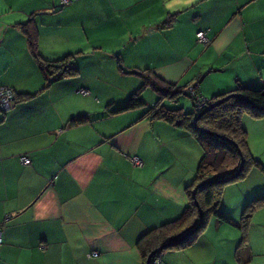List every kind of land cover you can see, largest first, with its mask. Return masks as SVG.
<instances>
[{
    "label": "crops",
    "instance_id": "obj_1",
    "mask_svg": "<svg viewBox=\"0 0 264 264\" xmlns=\"http://www.w3.org/2000/svg\"><path fill=\"white\" fill-rule=\"evenodd\" d=\"M29 17L39 55L68 56L75 73L47 81L20 27ZM134 68L207 98L264 87V0H0V86L19 95L0 113V264H142L137 237L188 203L201 148L185 126L146 113L152 87L122 108L141 82ZM184 93L168 105L182 108ZM77 114L87 119L67 122ZM240 123L253 148L264 114ZM224 184L219 207L238 221L262 193L246 175ZM232 221L209 214L154 264H264V203L245 228Z\"/></svg>",
    "mask_w": 264,
    "mask_h": 264
},
{
    "label": "trees",
    "instance_id": "obj_2",
    "mask_svg": "<svg viewBox=\"0 0 264 264\" xmlns=\"http://www.w3.org/2000/svg\"><path fill=\"white\" fill-rule=\"evenodd\" d=\"M169 20L170 18L167 19V22ZM33 22L34 20L29 17L20 23V27L27 36L29 48L35 56L38 66L46 76L52 75L47 77V81L75 73L76 68L71 65L68 56L47 59L39 55L37 33ZM57 69L58 73H54ZM126 71L139 74L141 82L128 94L122 108L139 106L143 102L140 97L141 91L147 86L152 87L157 93V99L147 107L146 113L151 117H162L185 126L192 132L201 148L193 182L186 186L188 203L181 213L175 218L162 221L145 230L136 239L142 264L146 263L147 255L155 246L170 242L151 254L149 264H154L162 249L181 247L189 243L202 229L209 214H213L219 221H232L219 207L221 189L225 182L243 175L248 164H261L248 150L246 131L240 123V117L242 113L252 116L264 114V87L238 84L232 90L207 98V105L197 109L194 104V96L186 89L190 84L174 89V85L164 81L148 68H134ZM191 86L195 88V84H191ZM180 92H185L190 97L192 111H183L180 106L163 103L162 100L165 97L175 101L177 93ZM18 97V93L15 92L12 103ZM5 110H1L0 113ZM199 111L201 113L193 119ZM86 119L85 114H77L70 117L67 122L74 124ZM261 203H264V194L250 198L244 204L238 221L232 222L240 228H245L255 206Z\"/></svg>",
    "mask_w": 264,
    "mask_h": 264
},
{
    "label": "rangeland",
    "instance_id": "obj_3",
    "mask_svg": "<svg viewBox=\"0 0 264 264\" xmlns=\"http://www.w3.org/2000/svg\"><path fill=\"white\" fill-rule=\"evenodd\" d=\"M147 90L148 92L152 93L154 96L156 95L150 89H147ZM180 98H181L182 105H183L182 110L187 111V112L192 111V104H191L190 97L184 93V94H181ZM170 102H172L173 104L177 103V101H174V100L172 101L169 97H165V101L163 103L168 105ZM251 140H252L251 143L253 144V148L251 146L249 147L247 144L250 154L253 155L256 159H258L261 164L260 165L248 164L245 169V173L235 179L242 178V176L246 175L247 184L251 186L250 182L252 181L251 188H257V189L260 188L259 191L262 194H264V129L259 135H256L254 139L251 138Z\"/></svg>",
    "mask_w": 264,
    "mask_h": 264
},
{
    "label": "built area",
    "instance_id": "obj_4",
    "mask_svg": "<svg viewBox=\"0 0 264 264\" xmlns=\"http://www.w3.org/2000/svg\"><path fill=\"white\" fill-rule=\"evenodd\" d=\"M60 1L61 3H66L70 0H60ZM195 37L197 41H199L200 43L204 45L209 43V38L206 35L204 29H201V28L197 29L195 32ZM186 89L192 96H194L195 108L201 109L202 107L207 105L208 103L207 97L200 95L198 92H196L195 88H193L191 85H188ZM80 91L85 92V89L80 88ZM14 96H15V91L13 90L12 87L8 85L0 86V111L7 109L12 104ZM130 159L136 165L141 164V159L138 156L133 155L130 157ZM20 160L22 162H29V158L26 154H22L20 156ZM0 238H1V233H0ZM95 254H97L95 250H92L90 253H88V255H95Z\"/></svg>",
    "mask_w": 264,
    "mask_h": 264
},
{
    "label": "water",
    "instance_id": "obj_5",
    "mask_svg": "<svg viewBox=\"0 0 264 264\" xmlns=\"http://www.w3.org/2000/svg\"><path fill=\"white\" fill-rule=\"evenodd\" d=\"M201 111H202V110H201ZM201 111L197 112V113L194 115V118H193V119H195V118L201 113ZM237 171H238V170H237ZM169 243H170V242H165V243H161V244L155 246V247L149 252V254L147 255L146 263H145V264H149V258H150L151 254H152L153 252H155V251H157V250H159V249L165 247V246H166L167 244H169Z\"/></svg>",
    "mask_w": 264,
    "mask_h": 264
}]
</instances>
